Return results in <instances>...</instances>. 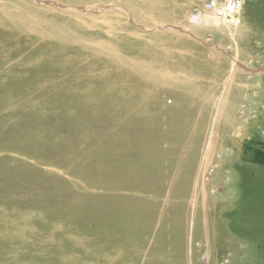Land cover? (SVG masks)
<instances>
[{"label":"rangeland","instance_id":"374dc122","mask_svg":"<svg viewBox=\"0 0 264 264\" xmlns=\"http://www.w3.org/2000/svg\"><path fill=\"white\" fill-rule=\"evenodd\" d=\"M201 1L0 0V264H264V0Z\"/></svg>","mask_w":264,"mask_h":264},{"label":"built area","instance_id":"2783aa9c","mask_svg":"<svg viewBox=\"0 0 264 264\" xmlns=\"http://www.w3.org/2000/svg\"><path fill=\"white\" fill-rule=\"evenodd\" d=\"M246 0H203L190 10L187 22L203 29L236 28Z\"/></svg>","mask_w":264,"mask_h":264},{"label":"bare ground","instance_id":"6f19581e","mask_svg":"<svg viewBox=\"0 0 264 264\" xmlns=\"http://www.w3.org/2000/svg\"><path fill=\"white\" fill-rule=\"evenodd\" d=\"M60 1H62V2H64V4L66 3V4H68L69 6H71V7H74L73 5H75V4H81V5H84L85 3H88V2H92V1H95V0H60ZM77 13H79V11L77 12ZM83 13V12H82ZM51 24V23H50ZM47 25V29L49 30V31H51V32H53V31H55L54 29V27H53V25L51 24V25ZM67 35V34H66ZM63 36V35H62ZM72 37V36H71ZM71 39V38H70ZM64 41V40H63ZM68 41V40H67ZM71 41V40H70Z\"/></svg>","mask_w":264,"mask_h":264}]
</instances>
